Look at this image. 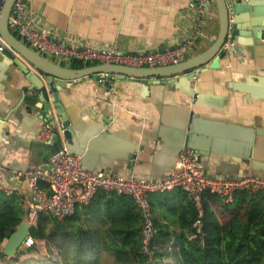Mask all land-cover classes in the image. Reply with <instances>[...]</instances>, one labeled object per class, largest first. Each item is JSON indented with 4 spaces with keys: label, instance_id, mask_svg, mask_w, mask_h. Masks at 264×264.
<instances>
[{
    "label": "crops",
    "instance_id": "1",
    "mask_svg": "<svg viewBox=\"0 0 264 264\" xmlns=\"http://www.w3.org/2000/svg\"><path fill=\"white\" fill-rule=\"evenodd\" d=\"M25 1L28 20L55 37L123 52L154 51L176 45L192 32L198 17L197 0ZM251 1H255V11L239 13L240 24L249 33L258 28L264 32V1ZM219 30L217 8L212 5L204 36L189 57L207 50ZM242 46L246 50L244 58L227 54L220 67L203 66L196 70L197 77L193 79L172 76L174 84L153 81L144 89L140 81L117 75L110 90L104 81L92 77L61 88L64 116L71 121L80 151L76 154L81 156L83 165L126 175L132 162L138 175L159 179L175 167L182 150L176 161L171 151L185 143L186 125L193 117L197 124L194 146L184 148L198 151L207 173L222 179L264 175V38L253 40L248 45L251 50ZM61 64L74 67L73 62ZM31 85L25 73L0 51V179L16 192L0 191L16 197L23 205V221H27L32 187L27 177L16 172L45 164L54 151L39 147L43 142L38 138L39 129L49 124V111L44 107L47 101L39 99L40 92L28 88ZM162 193L149 194L157 205V215L165 210ZM99 197L90 205L89 212L86 205L80 206L78 215L69 221L76 223L77 229L92 231L93 240L106 236L103 233L109 225L98 229L103 223L97 210L103 214L105 206L104 199ZM220 198L225 203L233 200ZM213 205L227 217L243 212L234 204L231 210L221 202ZM183 233L191 238L194 231L187 228ZM38 252L49 255L45 242L35 251Z\"/></svg>",
    "mask_w": 264,
    "mask_h": 264
},
{
    "label": "trees",
    "instance_id": "2",
    "mask_svg": "<svg viewBox=\"0 0 264 264\" xmlns=\"http://www.w3.org/2000/svg\"><path fill=\"white\" fill-rule=\"evenodd\" d=\"M13 33L19 36L15 30ZM90 64L75 60L72 65L80 68ZM162 194L165 210L159 215L156 203L149 196L157 229L150 245L151 256L143 250L139 230L141 216L133 198L99 190L86 206L89 212L90 205H94L99 196L104 199L103 214L100 209L97 213L103 223L98 229L109 223L103 233L106 236L93 240L92 231L77 229L76 223H69L78 215V209L62 220L43 212L31 227L35 244L14 256L6 254L1 264H264V192L249 196L239 191L230 203H225L220 196L206 191L200 206L181 188ZM213 202H221L228 210L234 204L243 212L223 216ZM25 215L16 197L0 191V246ZM187 228L194 231L191 238L183 233ZM110 238L116 241H108ZM40 240L45 242L49 255L44 258L33 255L19 263V256L38 250Z\"/></svg>",
    "mask_w": 264,
    "mask_h": 264
},
{
    "label": "built area",
    "instance_id": "3",
    "mask_svg": "<svg viewBox=\"0 0 264 264\" xmlns=\"http://www.w3.org/2000/svg\"><path fill=\"white\" fill-rule=\"evenodd\" d=\"M237 1L242 0H228V4ZM2 2L3 0H0V15ZM214 2L215 0H197L195 8L198 17L192 32L179 40L176 45L166 46L163 51L140 49L135 53H127L114 47L95 46L68 38H57L50 31L39 28L28 20L25 0H15L9 20L11 30L14 29L26 44L48 58L58 59L59 62L70 64L79 60L85 64L91 63L90 65L160 67L180 63L190 56L194 47L204 36L205 21ZM0 41V50H2L7 43L1 36ZM222 48L227 54L241 58L246 56L245 48L232 39L230 34ZM105 80H108V77ZM52 136L53 127L48 123L43 124L39 129V140L47 142L52 139ZM16 174L27 177L32 187L26 219L31 223H34L38 214L43 212L62 220L74 214L78 207L89 204L99 190L107 193L118 192L132 197L141 216L139 230L143 250L149 256L152 254L150 245L157 232L149 194L181 188L200 206L202 194L206 191L227 201H230L239 191L248 192L250 195L264 192L262 176L247 175L228 179L211 176L205 171L200 154L192 147L183 148L175 167L159 179L138 175L135 165L129 168L126 175L88 169L83 165L81 156L72 152L67 146L53 153L45 164L30 170L18 171ZM42 183L46 184L47 188ZM0 190L8 194L16 192L2 179H0ZM199 222L198 220L197 224ZM34 244L35 239L29 233L23 239L20 249L29 248Z\"/></svg>",
    "mask_w": 264,
    "mask_h": 264
},
{
    "label": "water",
    "instance_id": "4",
    "mask_svg": "<svg viewBox=\"0 0 264 264\" xmlns=\"http://www.w3.org/2000/svg\"><path fill=\"white\" fill-rule=\"evenodd\" d=\"M14 2L15 0H3L2 2L0 36L5 40L7 45L0 51L25 73L26 78L32 84L31 87L28 88L30 90H35V92H40L38 95L40 101H47L44 107L49 111L47 112V120L53 127V136L47 143L40 142L39 147L41 150L42 148L45 150L48 148L54 149L52 154L63 146H67L72 152L80 154V151H77V143L72 131L71 121L64 116L65 108L59 92L61 88L70 86V84L74 83L76 80L92 77L95 80L104 81L110 90L112 82L117 75L121 77L127 76L138 82L140 81V83L145 85L143 87L144 89H148L153 81L161 84H174L176 81L172 76L180 75L193 79L197 77L196 70L203 66L209 65L211 68L220 67L221 59L227 55L226 50H224L222 46L229 34L232 36V39L246 47L251 44L253 40L264 38V32H261V29L258 30V28L253 30L252 33H249L245 31L240 24L241 15H239V13L251 11L253 14L255 9L252 7L255 5V1L242 0L229 5L228 0H215L220 22L219 34L215 42L200 54L188 57L186 60L177 64L160 67L139 68L126 65L96 64L75 68L63 65L40 54L13 33L10 28L9 18ZM207 6L209 9V5ZM244 37H248V39ZM247 48L251 50V47L248 46ZM127 53H135V51H127ZM107 77L108 80H105ZM156 77L164 79H153ZM196 125L195 119L191 117L186 125L185 143L181 145L178 150L171 151V153L175 155V161L179 151L184 148V145L194 146L195 134L197 133ZM131 157H134V155ZM131 165H133L132 162L130 163V166ZM173 167L174 165L168 167L167 170H171ZM258 175L264 177L263 174ZM31 227L32 224L29 221H22L20 225L9 234L4 242L5 245L2 252L0 253V261L6 257V254L14 256L17 253L23 239L31 232Z\"/></svg>",
    "mask_w": 264,
    "mask_h": 264
},
{
    "label": "rangeland",
    "instance_id": "5",
    "mask_svg": "<svg viewBox=\"0 0 264 264\" xmlns=\"http://www.w3.org/2000/svg\"><path fill=\"white\" fill-rule=\"evenodd\" d=\"M212 5H215V2L212 4ZM211 5V6H212ZM6 241V240H5ZM41 244H44V241L43 240H40V241H38L37 242V246L40 248V245ZM3 246H4V243L0 246V251H1V249L3 248ZM1 253V252H0ZM33 255H37L38 257H43L44 258V255L43 254H40L39 252L38 253H35V251L34 252H31V253H27V254H23V255H21V256H19L20 257V260H19V263H21L22 261H23V259L24 258H26V257H30V256H33ZM4 260V259H3ZM3 260H1L0 261V264L3 262ZM22 264V263H21Z\"/></svg>",
    "mask_w": 264,
    "mask_h": 264
}]
</instances>
